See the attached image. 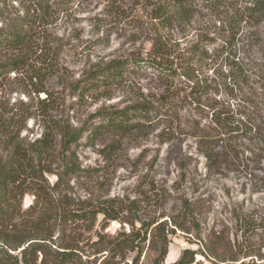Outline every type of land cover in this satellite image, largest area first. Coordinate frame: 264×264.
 I'll use <instances>...</instances> for the list:
<instances>
[{
  "label": "rangeland",
  "instance_id": "374dc122",
  "mask_svg": "<svg viewBox=\"0 0 264 264\" xmlns=\"http://www.w3.org/2000/svg\"><path fill=\"white\" fill-rule=\"evenodd\" d=\"M44 1L58 10L48 24L39 21L29 0H0V26L23 23L25 30H34L38 43L29 64L11 72L0 90L4 107H16L30 115L21 132L27 140L48 131L59 137L65 128H78L103 109L144 100H168L170 94L178 99L184 94L179 79L172 86L154 70L130 74L122 84L97 91H84L78 81L92 68L115 59L150 54L165 33L191 56L189 47L202 38L200 25L163 30L150 18L151 6L140 0ZM200 5L203 2L199 4L198 18L203 20L209 10ZM251 33L259 36L255 39ZM263 34L264 23L260 22L243 24L237 37L228 39L229 44L224 36L204 37L212 39L207 41L208 55L198 74L200 78L209 76V87L200 93L204 105H214L216 100L218 108L237 109L242 105L253 114L248 100L257 95L260 105L253 115H262L264 121L263 80L250 70L240 69L241 62L264 61ZM230 69H235L233 75ZM196 105L180 103V117L173 125L163 122L154 129L144 128L121 138L110 136L96 143L83 138L74 147L76 152L72 154L85 171L70 177L71 195L112 204L126 221L111 220L104 228L103 216L99 215L94 227L82 230L87 238L95 240L98 233L118 236L130 231L131 222L136 227L144 222H155L153 226L164 222L167 231L175 230L169 233L171 243L165 264L178 259L186 248L198 250L197 264H211L210 259L215 257L207 247L218 237V248L225 260L220 264H235L226 262L232 256L240 259L236 264L248 262V255L256 264L264 262V160L255 158L247 168L228 161L221 167L209 168L191 126L205 124L210 117L208 108ZM249 137L256 139L254 133ZM56 149H60L59 144ZM49 178L54 181L56 176ZM32 199L26 196L24 205L28 206ZM252 220L255 226L249 228ZM87 249L95 253L92 247ZM126 253L131 263L136 252ZM139 264L151 263L143 256Z\"/></svg>",
  "mask_w": 264,
  "mask_h": 264
},
{
  "label": "trees",
  "instance_id": "16d2710c",
  "mask_svg": "<svg viewBox=\"0 0 264 264\" xmlns=\"http://www.w3.org/2000/svg\"><path fill=\"white\" fill-rule=\"evenodd\" d=\"M140 1L151 6L149 16L163 30L200 25L203 40L194 41L188 50L191 56H187L186 49L177 47L169 33L161 34L150 54H133L92 68L78 81V85L86 92L97 91L114 83L122 84L130 74L154 70L172 86L179 79L183 83L181 90L184 94L178 99L170 94L168 100H144L121 108L103 109L80 127L65 128L59 137L48 131L33 140L21 136L25 119L30 115L16 107L9 110L0 103V264H139L143 256L151 264H165L171 243L169 233L175 230L167 231L164 222L155 226V222H144L137 227L131 222L130 231L114 237L98 233L97 239L91 240L85 236L82 230L94 227L99 215L103 216L101 223L104 222V228L111 220L126 221L112 204L95 201L92 197L82 199L71 195L70 177L85 171L72 154L83 138L86 142L96 143L110 136L121 138L144 128L154 129L163 122L173 125L180 117V103H196L200 108H208L210 117L205 124L199 122L191 126V133L197 138L209 168L221 167L226 161L247 168V163L254 162L255 158L264 160V121L260 118L262 115L259 118L253 115L260 105L258 96L255 94L256 97L248 100L250 108L254 109L253 114L252 111L246 112L243 108L247 107L242 105L237 109L231 106L218 108L216 100L214 105H204L200 93L209 87V76L200 78L198 75L202 72V61L208 55L207 41L212 40L206 38L224 36L229 44L228 39H235L243 24L264 23V0ZM29 2H32L31 6L35 7L43 24L51 23L58 12L48 1ZM200 2H203L200 5L202 9L209 10V15H205L203 20L198 18ZM251 34L255 39L259 36ZM36 40L34 30L31 27L25 30L23 23L11 22L8 26H0V90L11 72L29 64L36 52ZM238 64L234 63L239 68ZM240 69L255 73L264 84V61L241 62ZM232 70L235 69H230L233 75ZM249 133H254L256 139L252 140ZM240 140L248 143H243V146ZM57 144L60 145L58 151ZM51 176H56V179L50 181ZM28 195L33 199L25 206L24 200ZM253 220L248 227L255 226ZM247 222L246 219L245 224ZM220 238H214L207 247L215 257L210 259L211 264L225 261L218 248ZM147 241L148 245H144ZM229 246L232 247V243ZM88 247H92L95 253H89ZM127 251L136 252L131 263L126 259ZM198 253L195 249H183L179 258L169 264H197ZM118 256L121 260H112ZM248 257L251 260L241 264H256L252 255ZM239 260L232 256L226 262L236 264Z\"/></svg>",
  "mask_w": 264,
  "mask_h": 264
}]
</instances>
